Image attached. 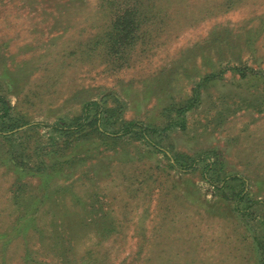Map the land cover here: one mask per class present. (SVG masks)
<instances>
[{
    "label": "rangeland",
    "instance_id": "374dc122",
    "mask_svg": "<svg viewBox=\"0 0 264 264\" xmlns=\"http://www.w3.org/2000/svg\"><path fill=\"white\" fill-rule=\"evenodd\" d=\"M0 95V264H264V0H0Z\"/></svg>",
    "mask_w": 264,
    "mask_h": 264
},
{
    "label": "trees",
    "instance_id": "16d2710c",
    "mask_svg": "<svg viewBox=\"0 0 264 264\" xmlns=\"http://www.w3.org/2000/svg\"><path fill=\"white\" fill-rule=\"evenodd\" d=\"M98 104L93 101H88L83 104L82 106V111L81 115L73 118L69 121H64L59 124H56L54 127H58V130L60 131H65L71 134L77 133L80 131V129L83 127V125L88 122L96 123L95 124V130H99V125H101V121L103 119V115L106 114L107 111H102L100 108L101 106L97 107L96 109L93 110L91 113L92 116H90L89 111L93 109L91 107L92 105ZM189 106H183L178 109V112H184L188 109ZM8 107H7V102L4 99L2 95H0V137L5 139L6 141H11V135H7L6 133L10 132L11 130L18 128L19 125L18 123L21 122V118L18 120L14 118L11 114L8 113ZM92 120L90 121V119ZM20 120V121H19ZM94 121V122H93ZM98 122V123H97ZM26 124V123H25ZM99 124V125H98ZM33 126L39 125V123H33ZM32 127V126H31ZM154 130H157L155 128H151L148 126H144L140 123L137 122H125L121 123L118 126L115 124V128L107 131V130H99L100 135L108 138L111 141H118L124 136H129V138H142L145 143L151 147L154 148L155 151L162 153L166 157H168L170 160H172L171 165H175L177 168L181 169L183 172H190L196 169H200L198 164L201 162L202 164V171L205 172L209 169L212 170V166L214 162H210L209 160H198V159H193L189 164H185L179 159H176L174 157L169 156L168 152L164 150V148L160 145L158 141H154L151 136H149V132H153ZM108 132V133H107ZM129 133H134V134H129ZM102 143L105 144V141H101ZM109 145V144H106ZM11 159V155H10ZM35 172H28V174H34ZM205 175V174H204ZM207 178V177H206ZM237 179V178H235ZM225 179H222V182H224ZM216 186V184H215ZM237 195V201L236 204L238 205H245V210L250 209L252 206V203H255L253 200L248 198V193L246 191V187L244 186L239 192L236 194ZM247 203V204H246ZM236 211H242V208L240 210H237V206H235ZM264 233V230H263ZM262 247V246H261ZM261 264V263H260Z\"/></svg>",
    "mask_w": 264,
    "mask_h": 264
}]
</instances>
